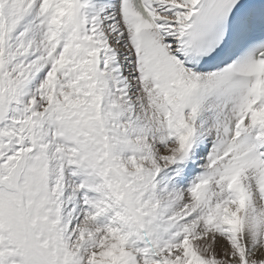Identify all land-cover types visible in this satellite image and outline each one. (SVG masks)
I'll list each match as a JSON object with an SVG mask.
<instances>
[{"label": "snow or ice", "instance_id": "snow-or-ice-1", "mask_svg": "<svg viewBox=\"0 0 264 264\" xmlns=\"http://www.w3.org/2000/svg\"><path fill=\"white\" fill-rule=\"evenodd\" d=\"M0 264H264V0H0Z\"/></svg>", "mask_w": 264, "mask_h": 264}]
</instances>
